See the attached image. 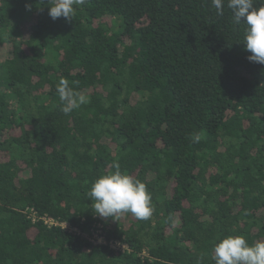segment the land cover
Here are the masks:
<instances>
[{
	"label": "trees",
	"instance_id": "obj_1",
	"mask_svg": "<svg viewBox=\"0 0 264 264\" xmlns=\"http://www.w3.org/2000/svg\"><path fill=\"white\" fill-rule=\"evenodd\" d=\"M227 4L85 0L53 20L51 0H0V264H215L226 236L264 241V65ZM62 77L88 97L68 115ZM114 163L149 219L95 214Z\"/></svg>",
	"mask_w": 264,
	"mask_h": 264
},
{
	"label": "clouds",
	"instance_id": "obj_2",
	"mask_svg": "<svg viewBox=\"0 0 264 264\" xmlns=\"http://www.w3.org/2000/svg\"><path fill=\"white\" fill-rule=\"evenodd\" d=\"M84 3L85 0H51L49 16L53 20L60 17L72 20L75 15L74 5ZM223 4L224 0H212L218 15H223ZM227 6L232 10L234 22H243L247 26L243 42L245 49L251 53L247 59L264 65V0L259 7L255 6L254 0H228ZM56 93L60 100V110L65 115L88 102V97L75 90L63 77L56 85ZM200 139V134L196 133L192 142L198 143ZM113 168L114 171L100 175L87 194L94 202L95 214L102 218L118 219L131 213L138 220L149 219L154 208L146 184L121 171L119 163H114ZM211 258L215 264H264V241L250 245L243 236L229 235L214 245ZM202 259L203 254L200 257ZM200 260L197 264H200Z\"/></svg>",
	"mask_w": 264,
	"mask_h": 264
},
{
	"label": "built area",
	"instance_id": "obj_3",
	"mask_svg": "<svg viewBox=\"0 0 264 264\" xmlns=\"http://www.w3.org/2000/svg\"><path fill=\"white\" fill-rule=\"evenodd\" d=\"M31 218H32V222H35L36 221L34 215H32ZM42 220L48 226L57 225V223L55 221H53L52 219H50V218H45L44 217V218H42ZM61 227L63 229H65V230L73 231V230L68 229V226L66 224H61ZM90 240L93 241L94 239L91 238ZM102 242H103L102 239L101 238H98L95 243L100 244ZM110 247L113 248V249H115V250L119 249V245L118 244H111Z\"/></svg>",
	"mask_w": 264,
	"mask_h": 264
},
{
	"label": "rangeland",
	"instance_id": "obj_4",
	"mask_svg": "<svg viewBox=\"0 0 264 264\" xmlns=\"http://www.w3.org/2000/svg\"><path fill=\"white\" fill-rule=\"evenodd\" d=\"M5 54H6V52L4 51V52H1V58L2 57H4L5 56Z\"/></svg>",
	"mask_w": 264,
	"mask_h": 264
}]
</instances>
